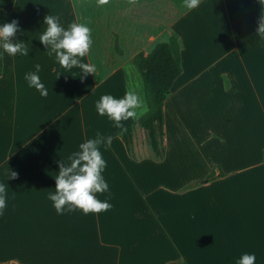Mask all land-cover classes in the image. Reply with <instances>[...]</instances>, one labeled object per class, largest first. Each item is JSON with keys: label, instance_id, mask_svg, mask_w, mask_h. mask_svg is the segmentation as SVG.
<instances>
[{"label": "crops", "instance_id": "crops-1", "mask_svg": "<svg viewBox=\"0 0 264 264\" xmlns=\"http://www.w3.org/2000/svg\"><path fill=\"white\" fill-rule=\"evenodd\" d=\"M181 3H3L0 23L18 22L13 40H23L29 55L0 49V183L7 188L0 264H236L244 253L264 264V38L257 31L264 6L200 0L189 12ZM68 13L91 30L89 52L80 59L96 74L78 67L67 73L38 39L45 16L67 28ZM160 42L181 69L164 102L162 158L138 123L149 108L135 63ZM37 64L46 96L24 78ZM130 91L142 100V114L116 127L97 113L101 96ZM132 124L129 150L121 133ZM140 132L150 149L138 143ZM97 133L113 137L107 149L99 146L109 191L96 194L111 207L58 214L48 194L59 163ZM186 141L201 144L204 163L182 179L173 145ZM196 152L193 146L190 162ZM11 170L17 176L8 180Z\"/></svg>", "mask_w": 264, "mask_h": 264}, {"label": "clouds", "instance_id": "clouds-1", "mask_svg": "<svg viewBox=\"0 0 264 264\" xmlns=\"http://www.w3.org/2000/svg\"><path fill=\"white\" fill-rule=\"evenodd\" d=\"M98 6L106 5L109 0H96ZM2 3V0H0ZM200 3V0H182L181 7L187 11H192ZM264 6V0H259ZM43 25L46 29L38 37L48 50V55L55 58L61 68L71 73L73 67L81 69L82 74H96L95 66L83 63L80 58L85 57L91 45L90 28L84 23H72L65 28L58 17L47 15ZM20 30L17 21L0 23V49L3 52L15 57L29 55L22 43L16 42L13 37ZM258 35L264 38V17L261 18ZM41 65L35 66V71L25 74V80L30 87L37 89L42 96L47 95V89L41 82L39 73ZM82 76V75H81ZM142 100L134 92H126L123 97L117 98L111 94H105L96 102V110L100 116H107L116 127H122L121 121H128L136 118L142 113L137 109L142 107ZM146 110V109H145ZM113 137L107 138L97 133L96 138L88 139L79 144V150L71 153L67 159H62L59 163V170L55 177V191L48 194V199L52 201L53 207L58 214L65 211L82 210L84 214L101 213L107 211L111 205L107 200L101 201L97 198V193L109 191V185L102 173L106 168V161L100 151V145L105 149L111 146ZM17 173H8L9 178H15ZM7 207V188L0 183V214H3ZM255 253H244L236 261V264H255Z\"/></svg>", "mask_w": 264, "mask_h": 264}, {"label": "trees", "instance_id": "trees-1", "mask_svg": "<svg viewBox=\"0 0 264 264\" xmlns=\"http://www.w3.org/2000/svg\"><path fill=\"white\" fill-rule=\"evenodd\" d=\"M6 0H2L0 8ZM135 63L139 68L146 89L148 112L139 119V125L147 133L149 143L155 155L162 158L165 147L164 141V102L171 88L181 73V69L168 43L160 42L148 54H138ZM134 125L127 126L121 133L127 148L133 143ZM221 174H224L221 171ZM213 172L208 179L212 178Z\"/></svg>", "mask_w": 264, "mask_h": 264}, {"label": "rangeland", "instance_id": "rangeland-1", "mask_svg": "<svg viewBox=\"0 0 264 264\" xmlns=\"http://www.w3.org/2000/svg\"><path fill=\"white\" fill-rule=\"evenodd\" d=\"M67 18V22L68 24L72 23V14L68 13L66 16ZM138 143L142 145V148H149L150 146L147 145V143L145 142L143 133L140 132L138 135ZM149 144V142H148ZM193 146H195V150L201 153H197V155H195V157L193 158L194 160H192V162L189 161V152H191L193 150ZM174 151L176 153H179V173H180V178L184 179V178H188V173L194 172V170L196 169H200L202 167V163H204L203 161V148L201 147V144H195L193 145L191 142H183V143H176L173 145ZM135 149L133 148V151ZM154 154V153H153ZM156 156V155H155ZM178 161V159H176ZM176 161V162H177ZM177 164V163H176ZM194 166V168L192 167Z\"/></svg>", "mask_w": 264, "mask_h": 264}]
</instances>
